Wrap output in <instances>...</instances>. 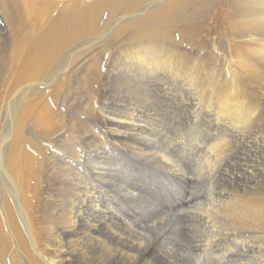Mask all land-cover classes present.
Returning a JSON list of instances; mask_svg holds the SVG:
<instances>
[{
    "label": "bare ground",
    "instance_id": "obj_1",
    "mask_svg": "<svg viewBox=\"0 0 264 264\" xmlns=\"http://www.w3.org/2000/svg\"><path fill=\"white\" fill-rule=\"evenodd\" d=\"M213 3L0 0V264H264V0Z\"/></svg>",
    "mask_w": 264,
    "mask_h": 264
},
{
    "label": "rangeland",
    "instance_id": "obj_2",
    "mask_svg": "<svg viewBox=\"0 0 264 264\" xmlns=\"http://www.w3.org/2000/svg\"><path fill=\"white\" fill-rule=\"evenodd\" d=\"M226 1V2H225ZM227 1L228 0H214V3L212 4V6L213 7H211V8H209L208 10H210V12H211V14H213V16H214V18L215 17H217L216 18V23L218 24H220L221 22H220V16L218 15V13L220 12V11H229V9H227L228 7H227ZM234 10H236V8L234 9ZM7 23H6V22ZM219 21V22H218ZM207 22H211V21H207ZM4 23V24H3ZM7 24H8V20H7V17H6V14H5V12H4V10L0 7V35H1V37H0V39L1 40H6L7 39V35H8V33H6V32H4L5 30H6V26H7ZM207 24V23H206ZM226 28V27H225ZM223 29V32H225V31H227V29ZM2 29V30H1ZM211 43H213V41H215V37H214V35H213V37L211 36ZM26 149L28 150V151H31V148L30 147H27L26 146ZM183 151V150H182ZM185 151V153H187V154H189L190 156H188V158L186 159V158H181L179 155H181L180 154V152L177 154L178 156L176 157V156H173V159H174V161H175V164L177 165V163H179L178 164V167L180 168V170L184 173V175H186L187 177H188V182L191 180V178L192 179H194V180H196V181H198L197 183H199V180L201 179V178H203V173H204V171H205V163H204V161H203V158H202V156H201V154H196V151L194 152V150H190V149H185L184 150ZM190 152V153H189ZM194 155V156H193ZM177 159H176V158ZM199 157V158H198ZM198 159V160H197ZM184 160V161H183ZM194 160V161H193ZM203 162H202V161ZM178 161H180V162H178ZM177 162V163H176ZM197 162V163H196ZM200 162V163H199ZM185 164V165H184ZM190 164V165H189ZM203 164V165H202ZM188 165V166H187ZM203 168H204V171H203ZM185 169V170H184ZM194 169V170H193ZM197 169H199V170H197ZM198 171H199V175L197 174L198 173ZM185 173H187V174H185ZM232 173H235L234 171L232 172ZM194 176H193V175ZM196 174V175H195ZM191 175V176H190ZM190 176V177H189ZM195 177H197L196 179H195ZM200 177V178H199ZM212 177H210V179H211ZM189 186H190V188H189V191L191 192V188L193 187V184H188ZM204 187H206V188H199V190H202V191H207L208 190V187H207V184L205 185H203ZM189 192V193H190ZM206 195H207V193H206ZM195 198V197H194ZM204 196L202 195L201 197H200V199H195V200H192V202L195 204V203H200V202H202L203 200H204ZM203 199V200H202ZM184 207H186V203L184 204ZM78 260H81L80 258H78ZM150 262H151V264H157L156 263V261H154V259L151 257L150 258ZM153 261V262H152Z\"/></svg>",
    "mask_w": 264,
    "mask_h": 264
}]
</instances>
